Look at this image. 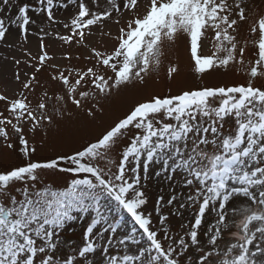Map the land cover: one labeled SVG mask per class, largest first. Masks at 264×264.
I'll use <instances>...</instances> for the list:
<instances>
[{"label": "snow or ice", "instance_id": "snow-or-ice-1", "mask_svg": "<svg viewBox=\"0 0 264 264\" xmlns=\"http://www.w3.org/2000/svg\"><path fill=\"white\" fill-rule=\"evenodd\" d=\"M138 10L139 0L25 2L14 17L0 18V42L10 26L26 41L36 24L33 16L59 25L58 12L71 13L62 25L71 35L57 34L68 44L87 47L88 36L96 31L111 36L108 22L117 25L110 52L91 47V66L51 77L62 86L57 102L70 100L75 108L89 97L98 104L97 97L107 99L114 88L143 83L144 74L160 65L164 41L182 34L190 38L196 73L233 69L248 79L154 94L95 140L44 161L32 159L36 147L30 146L25 126L35 133L45 121L54 123L46 111L51 98L45 94L32 108L23 91L15 99L0 94L8 113L0 112V138L14 149L10 126L26 161L0 170V264H264V84H256L264 80V15L250 27L255 39L241 45L237 36L240 22L247 20L244 0H149L143 15ZM208 30L214 32L215 51L203 55L201 38ZM37 35L41 54L35 73L52 59L43 41L51 33L40 27ZM249 45L255 59L245 63ZM177 71L170 67L168 74ZM33 81L35 74L23 89L30 91ZM54 113L63 116L60 108ZM94 114L91 107L86 111ZM49 171L72 178L58 187L46 180ZM153 175L170 191L148 211L144 182ZM114 210L131 217L147 247H137L134 235L120 233ZM185 212L191 218L173 229L172 218ZM78 219L87 223L81 243L69 250L63 231Z\"/></svg>", "mask_w": 264, "mask_h": 264}, {"label": "rangeland", "instance_id": "rangeland-1", "mask_svg": "<svg viewBox=\"0 0 264 264\" xmlns=\"http://www.w3.org/2000/svg\"><path fill=\"white\" fill-rule=\"evenodd\" d=\"M25 2L34 3V0H9L7 4L0 0V18L14 17L17 8ZM244 4L246 5L247 20L240 22L237 36L241 45L244 44L245 40L255 39L253 35H250V27L260 15H264V0H244ZM148 5L149 0H139L138 11L141 15L144 14ZM70 15V12H58L57 18L61 23L52 26H49L43 17L33 16L36 24L31 25L32 34L28 36L26 41L21 37L17 27L10 26L6 41L0 42V94L15 99L23 91L31 102L32 108H36L37 103L46 98L45 94L51 98L47 99L49 107L46 111L49 115H53L54 123L49 125L45 121L35 133L28 131L30 125L25 126L26 138L29 140L30 146L36 147L33 160L44 161L58 155L72 153L84 143L99 137L136 103L146 100L154 94H176L182 90L200 87L233 86L245 83L248 79L245 73L233 69H219L204 74L196 73L195 64L191 57L190 38L187 34H182L174 42L164 41L160 65L144 74L143 83L134 82L119 89L114 88L107 99L97 97L98 104L96 100L89 97L82 102L83 107L81 108H75L70 100L57 102L56 96L62 94V86L57 81L52 80L51 77L58 76L60 71L68 74L67 70L72 67L86 69L94 63L89 59L91 47H95L99 51L110 52L117 43L114 39L118 35L117 25L111 21L108 22L106 29V31H111V36H102L99 31H96L95 35L87 37L85 41L87 47L75 42L68 44L60 41L58 33L71 35V32L62 26L65 18ZM6 23H8L7 20ZM40 27L51 33L50 36H44L43 41L46 46L45 51L52 59L46 61L39 73H35V67L38 66L37 58L41 54V41L37 35ZM201 42V54L212 55L215 51L214 32L212 30L206 31ZM8 45H13V47ZM254 59L255 49L249 45L245 50V63ZM16 60H19L20 64H16ZM52 65H57L59 71ZM170 67H175L178 70L171 77L168 74ZM17 73L20 74L19 81L16 80ZM34 74L36 81H33L32 89L30 91L23 89V83L27 82V78ZM256 84H264V80L258 79ZM86 87L90 91L94 90L90 86ZM6 107L7 104L0 101V112H4V115L7 116ZM90 107L95 113L92 117L86 115V111ZM54 108H60L63 111V116H56ZM9 135L14 149L5 147L3 139L0 138V170L11 169L26 162L19 152L18 138L12 133L10 126ZM45 178L59 187L64 186L72 177L67 173L49 171ZM144 184L149 201L146 208L148 211H152L157 198L161 194L167 196L170 189L167 187V182L162 183L154 175ZM106 207L113 208L114 206L106 204ZM112 216L121 224V234L134 235L138 242L137 247L148 246V241L143 236L142 230L130 216L115 210L112 212ZM190 218L191 213L185 212L182 218L178 216L172 218L171 226L178 231L180 223H186ZM86 223V219L69 222L63 231V238L69 242L65 247H68L69 250H71L72 244L81 243V236ZM153 224L157 226L155 213H153ZM133 229L135 232L132 231Z\"/></svg>", "mask_w": 264, "mask_h": 264}]
</instances>
